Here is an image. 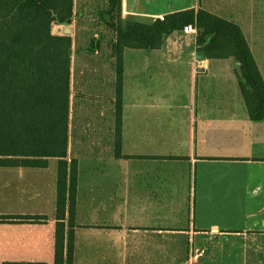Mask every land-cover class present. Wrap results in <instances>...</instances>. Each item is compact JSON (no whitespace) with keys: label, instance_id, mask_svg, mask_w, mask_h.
Listing matches in <instances>:
<instances>
[{"label":"crops","instance_id":"crops-1","mask_svg":"<svg viewBox=\"0 0 264 264\" xmlns=\"http://www.w3.org/2000/svg\"><path fill=\"white\" fill-rule=\"evenodd\" d=\"M263 1L122 0L121 14L150 24L204 9L237 22ZM108 6L75 0V18L104 24L115 15ZM108 29L100 31L112 33V48ZM197 36L177 31L159 50L125 51L123 158L115 155L114 59L88 83L85 96L99 107L79 111L87 130L77 140L71 129L69 145L79 163L74 264H264V121L249 117L235 60L199 59ZM57 163L0 167V218H48L0 220V264L55 263Z\"/></svg>","mask_w":264,"mask_h":264},{"label":"trees","instance_id":"trees-1","mask_svg":"<svg viewBox=\"0 0 264 264\" xmlns=\"http://www.w3.org/2000/svg\"><path fill=\"white\" fill-rule=\"evenodd\" d=\"M116 33L115 155L122 154L124 56L127 49L159 50L174 32L197 28V45L211 60L233 59L250 119L264 121V77L241 28L204 9L170 14L150 24L122 19V0H108ZM75 18V0H0V167H49L57 160L55 263L74 264L79 163L69 159L71 140L70 35L54 26ZM2 221L44 223L46 216ZM34 264V263H9ZM44 264V263H37Z\"/></svg>","mask_w":264,"mask_h":264},{"label":"rangeland","instance_id":"rangeland-1","mask_svg":"<svg viewBox=\"0 0 264 264\" xmlns=\"http://www.w3.org/2000/svg\"><path fill=\"white\" fill-rule=\"evenodd\" d=\"M233 8H239V6H233ZM255 8L256 10L253 11L251 16L246 13L244 14L245 16H241V19H239L236 23L242 27L244 34H247L246 38H249L248 40L252 42L259 64L264 66V1L261 5V12L259 6H256ZM107 19L109 22H107V20L104 22V24H102V22H99L98 20L77 21V18H74L72 20L73 24L69 27L72 29L74 27V22H76L77 32H75L74 36H72L71 33L69 34L73 39L71 69V98L73 116L71 114V129L74 139L76 137H81V135L78 133V130H87L86 125L88 123L84 120L85 118L81 116V113L85 109V105L87 108L89 107V104H93V106L96 108L99 107V100H95L97 102H91L87 100V97L85 96V89L89 86L88 83L99 82V77L102 72L100 69L101 64L105 62H111L113 59V48H111V45L113 44V37L111 35L112 33H104L100 31V29L101 26L107 25V29L109 28L112 30V27L109 24L112 23L116 18L113 16ZM66 28L68 27L65 25L54 26L53 33L55 35H66ZM108 42L110 43L111 49L99 51V47L102 44L104 45ZM105 46H107V44H105ZM79 111H81V113ZM225 245L229 244L223 240L220 246ZM252 245H254V243H252ZM209 247L211 248L212 246L210 245ZM236 262V264H238L237 260ZM259 262L253 261V264H257Z\"/></svg>","mask_w":264,"mask_h":264},{"label":"water","instance_id":"water-1","mask_svg":"<svg viewBox=\"0 0 264 264\" xmlns=\"http://www.w3.org/2000/svg\"><path fill=\"white\" fill-rule=\"evenodd\" d=\"M73 24L72 20L67 21L64 25L68 28L65 29V34L69 35L71 33V29L69 28ZM198 58L203 60L205 59V52L204 51H199L198 52Z\"/></svg>","mask_w":264,"mask_h":264},{"label":"built area","instance_id":"built-area-1","mask_svg":"<svg viewBox=\"0 0 264 264\" xmlns=\"http://www.w3.org/2000/svg\"><path fill=\"white\" fill-rule=\"evenodd\" d=\"M161 21L165 20V16L160 17ZM186 34H197V28L194 25H188L183 30Z\"/></svg>","mask_w":264,"mask_h":264}]
</instances>
